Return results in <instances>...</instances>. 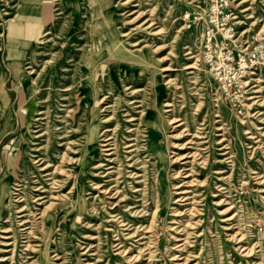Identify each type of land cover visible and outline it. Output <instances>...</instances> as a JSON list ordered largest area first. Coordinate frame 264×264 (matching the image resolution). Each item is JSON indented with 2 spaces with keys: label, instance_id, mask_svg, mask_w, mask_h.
<instances>
[{
  "label": "rangeland",
  "instance_id": "374dc122",
  "mask_svg": "<svg viewBox=\"0 0 264 264\" xmlns=\"http://www.w3.org/2000/svg\"><path fill=\"white\" fill-rule=\"evenodd\" d=\"M197 2L0 0V264H264V68L227 102Z\"/></svg>",
  "mask_w": 264,
  "mask_h": 264
},
{
  "label": "built area",
  "instance_id": "2783aa9c",
  "mask_svg": "<svg viewBox=\"0 0 264 264\" xmlns=\"http://www.w3.org/2000/svg\"><path fill=\"white\" fill-rule=\"evenodd\" d=\"M194 22L202 24L201 60L205 71L218 84L232 106L243 108L250 80L264 68V27L253 42L236 35L232 19L235 12L230 0H197Z\"/></svg>",
  "mask_w": 264,
  "mask_h": 264
},
{
  "label": "bare ground",
  "instance_id": "6f19581e",
  "mask_svg": "<svg viewBox=\"0 0 264 264\" xmlns=\"http://www.w3.org/2000/svg\"><path fill=\"white\" fill-rule=\"evenodd\" d=\"M132 21V20H131ZM49 21H47V23H48ZM50 30V29H49ZM157 32H159V31H157ZM48 39V38H47ZM152 46V45H151ZM155 48V47H154ZM157 48V47H156ZM63 57V56H62ZM161 59V58H160ZM166 68H169V67H166ZM32 71V70H31ZM100 102V101H99ZM173 117V116H172ZM177 118V117H176ZM182 122V121H181ZM127 144V143H126ZM88 149H89V147H88ZM92 154H93V152H92ZM72 160H74V159H72ZM47 163V162H46ZM59 171H61V170H59ZM68 174V173H67ZM105 174V173H104ZM135 189V188H134ZM37 221V220H36ZM191 226V225H190ZM235 234V233H234ZM174 235V234H173ZM176 236V235H175ZM248 249V248H247ZM250 249V248H249ZM58 255V254H57Z\"/></svg>",
  "mask_w": 264,
  "mask_h": 264
},
{
  "label": "crops",
  "instance_id": "0c3cea01",
  "mask_svg": "<svg viewBox=\"0 0 264 264\" xmlns=\"http://www.w3.org/2000/svg\"><path fill=\"white\" fill-rule=\"evenodd\" d=\"M70 1H73V0H70Z\"/></svg>",
  "mask_w": 264,
  "mask_h": 264
}]
</instances>
